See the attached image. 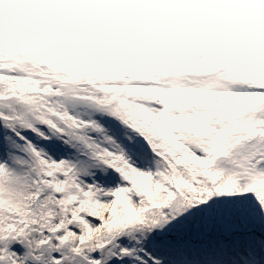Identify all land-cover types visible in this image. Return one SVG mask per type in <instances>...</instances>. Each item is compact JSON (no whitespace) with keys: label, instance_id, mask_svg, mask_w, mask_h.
Listing matches in <instances>:
<instances>
[{"label":"snow or ice","instance_id":"6c2138e0","mask_svg":"<svg viewBox=\"0 0 264 264\" xmlns=\"http://www.w3.org/2000/svg\"><path fill=\"white\" fill-rule=\"evenodd\" d=\"M0 264H264V0H0Z\"/></svg>","mask_w":264,"mask_h":264}]
</instances>
